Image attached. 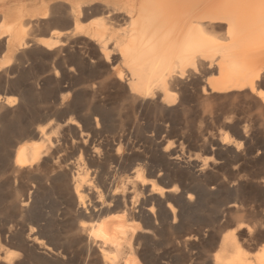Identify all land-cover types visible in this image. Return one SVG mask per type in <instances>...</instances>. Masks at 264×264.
Wrapping results in <instances>:
<instances>
[{"label": "bare ground", "instance_id": "1", "mask_svg": "<svg viewBox=\"0 0 264 264\" xmlns=\"http://www.w3.org/2000/svg\"><path fill=\"white\" fill-rule=\"evenodd\" d=\"M0 264H264V0H0Z\"/></svg>", "mask_w": 264, "mask_h": 264}, {"label": "rangeland", "instance_id": "2", "mask_svg": "<svg viewBox=\"0 0 264 264\" xmlns=\"http://www.w3.org/2000/svg\"><path fill=\"white\" fill-rule=\"evenodd\" d=\"M248 221H249V219H248ZM231 229H232V228H226V229H225V233H226V232H230V231H231ZM251 244L253 245L254 243L252 242ZM251 244H250V245H248V247H247V250H248L250 253H253V254H255V253H256V251H257V249H256V247H254L255 245H254V246H252ZM250 246H251V247H250ZM249 248H250V250H249Z\"/></svg>", "mask_w": 264, "mask_h": 264}]
</instances>
